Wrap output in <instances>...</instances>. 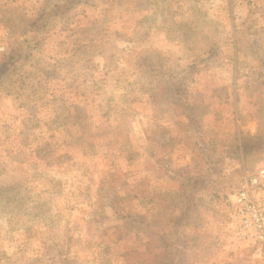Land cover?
<instances>
[{"label":"rangeland","instance_id":"374dc122","mask_svg":"<svg viewBox=\"0 0 264 264\" xmlns=\"http://www.w3.org/2000/svg\"><path fill=\"white\" fill-rule=\"evenodd\" d=\"M24 39L0 264H264L232 205L264 168V0H0V62Z\"/></svg>","mask_w":264,"mask_h":264},{"label":"built area","instance_id":"2783aa9c","mask_svg":"<svg viewBox=\"0 0 264 264\" xmlns=\"http://www.w3.org/2000/svg\"><path fill=\"white\" fill-rule=\"evenodd\" d=\"M264 168L248 177L232 195L233 217L238 221V238L251 244L264 260Z\"/></svg>","mask_w":264,"mask_h":264},{"label":"trees","instance_id":"16d2710c","mask_svg":"<svg viewBox=\"0 0 264 264\" xmlns=\"http://www.w3.org/2000/svg\"><path fill=\"white\" fill-rule=\"evenodd\" d=\"M58 8V7H57ZM39 26L37 27V29H36V31L37 32H39V31H42V29H43V25H42V23H40L39 22ZM32 40V39H31ZM31 45H30V41H28V39H24L23 41H19L18 42V44L14 47V49H13V51L11 52V54L10 55H8V56H6V57H4L3 58V60L0 62V70H4L5 68H8L5 72H4V74H8L9 72H10V68L11 69H14V66L12 65V63H14L15 61H18L20 58H21V56L23 55V52H24V49L25 48H28V47H30ZM32 47V46H31ZM0 74H2V73H0ZM262 141H264V139H261ZM248 141V140H247ZM224 152H226L224 155L226 156H228L230 153H228L229 152V149H227V150H225ZM206 155L207 156H211V155H209L208 154V151H206V154L205 153H203V157L205 156L206 157ZM219 156V155H218ZM206 160V159H205ZM207 162H211V161H207ZM211 167L210 168H212L213 170L215 169V166H218L219 164H215V163H211ZM186 182L187 183H189L190 185H188L186 188H182L181 189V191L184 193V192H190L191 194H193V192H194V190H195V188H196V186H197V180L196 179H193V180H191V179H186ZM184 185H185V183H184ZM188 202L190 203V199H188ZM186 204V207L187 206H189L188 204H187V202L186 203H184V205ZM190 209V206L189 207H187L186 208V210H185V212H186V215L185 216H187V211ZM182 212V211H181ZM138 222L140 223H142V222H144V220H141V218H138ZM180 246V245H179ZM180 251H181V249H180V247L179 248H177V250H176V252L177 253H180ZM178 263V260H177V258H176V256H175V258H174V261L171 263V264H177Z\"/></svg>","mask_w":264,"mask_h":264}]
</instances>
